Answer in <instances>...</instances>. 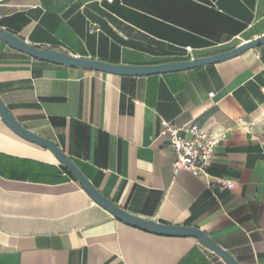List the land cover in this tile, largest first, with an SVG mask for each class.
<instances>
[{
    "label": "crops",
    "instance_id": "obj_1",
    "mask_svg": "<svg viewBox=\"0 0 264 264\" xmlns=\"http://www.w3.org/2000/svg\"><path fill=\"white\" fill-rule=\"evenodd\" d=\"M0 27L84 58L150 65L263 36L264 0H0ZM0 97L128 212L196 226L240 264H264V45L185 71L122 76L39 61L0 40ZM162 120L225 136L209 177L175 170ZM0 264L227 263L194 237L120 221L0 115Z\"/></svg>",
    "mask_w": 264,
    "mask_h": 264
},
{
    "label": "water",
    "instance_id": "obj_2",
    "mask_svg": "<svg viewBox=\"0 0 264 264\" xmlns=\"http://www.w3.org/2000/svg\"><path fill=\"white\" fill-rule=\"evenodd\" d=\"M0 40L7 43L10 47L24 52L39 61L60 66L74 67L122 76H148L185 71L209 64L224 62L235 58L246 51L257 49L258 47L264 45L263 35L252 41L245 42L231 50L211 56L150 65H127L107 62L101 59L84 58L63 50L32 44L19 37L17 34L1 27ZM0 115L8 127L16 135L24 140L38 144L50 150L59 160V162L73 174L78 183L91 196V198L120 221L130 226L158 235L173 237H194L211 251L220 256L227 264H240L228 250L224 249L205 231L196 226L159 222L157 220L134 215L119 206L92 184V182L87 178V176L82 172L77 164L67 155L65 151L61 149L57 143L39 134H36L23 126L1 97Z\"/></svg>",
    "mask_w": 264,
    "mask_h": 264
},
{
    "label": "built area",
    "instance_id": "obj_3",
    "mask_svg": "<svg viewBox=\"0 0 264 264\" xmlns=\"http://www.w3.org/2000/svg\"><path fill=\"white\" fill-rule=\"evenodd\" d=\"M105 1L114 2V0ZM185 51L191 54L193 48L187 46ZM188 54L185 56H189ZM194 58L191 56L189 59ZM210 95L213 96V93ZM162 125L161 133L169 142L175 155V170H185L195 175L209 177L207 167L213 160L216 147L225 136L212 132L207 127L197 123L176 126L166 120H162ZM220 183L223 188L231 187L230 182Z\"/></svg>",
    "mask_w": 264,
    "mask_h": 264
},
{
    "label": "rangeland",
    "instance_id": "obj_4",
    "mask_svg": "<svg viewBox=\"0 0 264 264\" xmlns=\"http://www.w3.org/2000/svg\"><path fill=\"white\" fill-rule=\"evenodd\" d=\"M258 124L264 127V116L261 117Z\"/></svg>",
    "mask_w": 264,
    "mask_h": 264
},
{
    "label": "trees",
    "instance_id": "obj_5",
    "mask_svg": "<svg viewBox=\"0 0 264 264\" xmlns=\"http://www.w3.org/2000/svg\"><path fill=\"white\" fill-rule=\"evenodd\" d=\"M66 168V167H65ZM66 170L73 176V174L66 168Z\"/></svg>",
    "mask_w": 264,
    "mask_h": 264
}]
</instances>
